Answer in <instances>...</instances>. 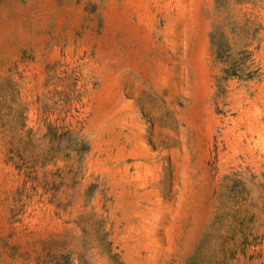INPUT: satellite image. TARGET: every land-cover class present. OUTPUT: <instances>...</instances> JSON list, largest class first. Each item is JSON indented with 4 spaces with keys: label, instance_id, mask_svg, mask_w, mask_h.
Wrapping results in <instances>:
<instances>
[{
    "label": "rangeland",
    "instance_id": "obj_1",
    "mask_svg": "<svg viewBox=\"0 0 264 264\" xmlns=\"http://www.w3.org/2000/svg\"><path fill=\"white\" fill-rule=\"evenodd\" d=\"M0 264H264V0H0Z\"/></svg>",
    "mask_w": 264,
    "mask_h": 264
}]
</instances>
